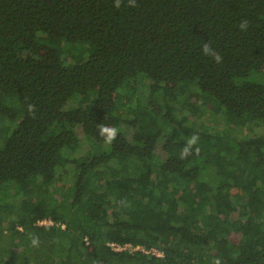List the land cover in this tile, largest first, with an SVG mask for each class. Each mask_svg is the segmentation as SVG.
I'll list each match as a JSON object with an SVG mask.
<instances>
[{"label": "trees", "instance_id": "16d2710c", "mask_svg": "<svg viewBox=\"0 0 264 264\" xmlns=\"http://www.w3.org/2000/svg\"><path fill=\"white\" fill-rule=\"evenodd\" d=\"M114 3L0 0V264H264V0Z\"/></svg>", "mask_w": 264, "mask_h": 264}, {"label": "clouds", "instance_id": "9594fccd", "mask_svg": "<svg viewBox=\"0 0 264 264\" xmlns=\"http://www.w3.org/2000/svg\"><path fill=\"white\" fill-rule=\"evenodd\" d=\"M122 0H115L114 7L119 8L121 6ZM129 7L136 6V0H128ZM250 22L248 20H242L239 24V29L241 31H247L249 28ZM202 54L210 57L215 63L219 64L223 60V56L216 51L210 42H205L201 48ZM27 110L29 114L35 115L36 107L34 104H28ZM98 135L103 139L104 143L107 145H111L117 138L119 134V129L115 126H108L104 124H97ZM200 137L197 134L191 135L182 148L179 158L186 159L190 155L198 154L199 147H196L198 144ZM31 246L37 247L40 243L39 236L33 234L30 236ZM214 264H221V261L217 258L214 260Z\"/></svg>", "mask_w": 264, "mask_h": 264}, {"label": "rangeland", "instance_id": "374dc122", "mask_svg": "<svg viewBox=\"0 0 264 264\" xmlns=\"http://www.w3.org/2000/svg\"><path fill=\"white\" fill-rule=\"evenodd\" d=\"M142 88L144 89L143 91H145L147 89V86L143 85ZM201 120L204 121L205 123H207L208 125H211L212 128L217 127V126L218 127L225 126V123L222 122L221 118H218L215 114H211L209 112L206 113L205 115H203ZM244 130L247 134L250 133V130H248V129H244ZM256 130H258V128H256ZM77 132L81 138L84 137V134H83L81 127L77 128ZM86 139H87V141L86 142L84 141L82 147H80L77 150V152L75 153V156L82 155L83 151L88 149V146H89L88 143L95 146L98 150L97 152L106 151L109 148V145L105 144L104 142L93 141L91 139H88L87 137H86ZM82 142H83V139H82ZM162 142H163L162 139L158 140V144H159L158 151L159 152H161V148L163 145ZM64 153L67 155L69 154L68 148H66L64 150ZM58 173L60 174L62 180L55 186L56 189L59 188L60 190H64L66 188V186H69L74 182V170H73L72 165L69 164V165H66L65 167L58 168ZM18 228L22 229L23 226L19 224Z\"/></svg>", "mask_w": 264, "mask_h": 264}, {"label": "built area", "instance_id": "2783aa9c", "mask_svg": "<svg viewBox=\"0 0 264 264\" xmlns=\"http://www.w3.org/2000/svg\"><path fill=\"white\" fill-rule=\"evenodd\" d=\"M38 223L41 225H43V224H48V225L57 224V225L61 226L62 228H65V226H66V224L64 222H57L52 217H45L43 219H40V220H38ZM109 244L113 249H115L117 251H123V250H127V249L131 250V251L142 250L146 253H152V254H155L157 256H164L165 255L164 249H162L161 247L155 246V245L147 247L143 244H134L132 242L121 243L118 241H110Z\"/></svg>", "mask_w": 264, "mask_h": 264}]
</instances>
